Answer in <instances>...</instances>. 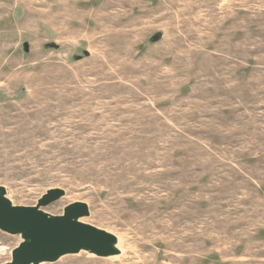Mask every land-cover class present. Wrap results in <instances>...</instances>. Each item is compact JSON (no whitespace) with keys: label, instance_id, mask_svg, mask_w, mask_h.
Masks as SVG:
<instances>
[{"label":"rangeland","instance_id":"374dc122","mask_svg":"<svg viewBox=\"0 0 264 264\" xmlns=\"http://www.w3.org/2000/svg\"><path fill=\"white\" fill-rule=\"evenodd\" d=\"M0 187L120 245L36 264H264V0H0Z\"/></svg>","mask_w":264,"mask_h":264},{"label":"water","instance_id":"95a60500","mask_svg":"<svg viewBox=\"0 0 264 264\" xmlns=\"http://www.w3.org/2000/svg\"><path fill=\"white\" fill-rule=\"evenodd\" d=\"M24 49L28 46L24 43ZM62 190L46 192L34 206H14L0 187V229L11 234L20 233L23 241L12 250L11 261L3 264H36L55 261L66 253L88 250L96 255L114 252L115 237L91 224L78 221L88 215L83 202H74L59 216H49L40 206L56 200Z\"/></svg>","mask_w":264,"mask_h":264},{"label":"bare ground","instance_id":"6f19581e","mask_svg":"<svg viewBox=\"0 0 264 264\" xmlns=\"http://www.w3.org/2000/svg\"><path fill=\"white\" fill-rule=\"evenodd\" d=\"M2 52H3V51H2ZM78 221L83 222V221H81L80 219H78ZM108 233H109V232H108ZM110 234H112V233H110ZM113 236H114V235H113ZM118 239H119V238H118ZM116 241H117V239H116ZM116 241H115V243H114V245H113V249H114L115 252H118L117 248L119 249V246H120V245L117 244L116 247H115ZM118 242H119V241H118ZM118 242H117V243H118Z\"/></svg>","mask_w":264,"mask_h":264}]
</instances>
